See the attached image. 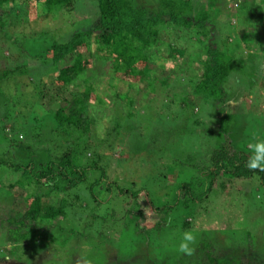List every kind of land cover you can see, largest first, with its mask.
Instances as JSON below:
<instances>
[{
	"label": "rangeland",
	"instance_id": "1",
	"mask_svg": "<svg viewBox=\"0 0 264 264\" xmlns=\"http://www.w3.org/2000/svg\"><path fill=\"white\" fill-rule=\"evenodd\" d=\"M247 1L264 12V0ZM90 5V0H76L69 12L59 8L47 13L43 0H29L27 5L15 7V12L8 10L9 17L5 13L8 7L0 6V160L46 161L73 148L75 166L95 165L59 196L47 192L41 181L34 183L29 173L0 164V264H70L73 260L114 264V258L129 264L170 262L183 254L178 246L182 232L189 229L198 239L205 233L219 254L241 258L251 250L264 259V171H251L239 178L220 174L206 196L208 176L200 177L195 187L204 158L223 140L232 150L249 157V142H255L254 137L264 139L261 22L252 17L242 29L255 30L252 39L245 42L240 39L241 27L235 26L234 1L213 9L216 40L224 42L232 55V69L223 84L225 97L215 101L196 97L184 106L180 99L190 91L193 81L184 66L200 53L199 44L188 31L175 28L163 38L184 49L175 58L166 57L164 45L155 49L160 58L147 64L148 70L154 72L156 65L162 66L160 76L169 73L176 78L166 88L153 82L148 91L145 83L138 81L141 62L127 75L109 68V78L96 76L95 65H101L104 57L91 44L86 70L95 78L91 79L94 88L88 104L91 131L76 139L73 134H64L66 127L56 130L48 110L60 105V100L70 101L78 95L82 82L49 84L54 67L44 49L51 39L67 40L71 31L81 29L77 18L83 22L91 19ZM73 58L74 52L56 66L70 65ZM132 82L137 87L129 89L127 83ZM43 85L38 98L36 91ZM124 92L132 97L131 104L112 99V94ZM50 98L52 105L48 104ZM24 146H29L30 154L18 151ZM41 146L37 154L35 148ZM16 180L19 182L13 186L7 185ZM182 183L201 196L176 201ZM32 194L46 197V203H54L58 197L64 218L59 223L49 221L47 237L39 234L11 246L3 239L8 227L5 220L22 213ZM160 204L164 205L161 212Z\"/></svg>",
	"mask_w": 264,
	"mask_h": 264
},
{
	"label": "trees",
	"instance_id": "2",
	"mask_svg": "<svg viewBox=\"0 0 264 264\" xmlns=\"http://www.w3.org/2000/svg\"><path fill=\"white\" fill-rule=\"evenodd\" d=\"M75 1L43 0V6L47 13L54 12L59 8H64L69 12V10L74 9ZM233 1L237 11L236 14L233 13L235 26L241 27L240 29L242 30L250 23L252 17H257V20L261 22L260 33L264 38V12L261 8L253 1ZM28 2L29 0H0V6L6 5L8 7L5 13L9 17L10 12H15V7L19 8V5L24 3L27 5ZM227 2L229 0H198L197 2L193 0H90L93 11L88 9V12H90L91 19L86 18V21L83 22L81 21L82 19L77 18V26L79 27L80 23L81 29L71 31L67 40L58 41L51 39L50 44L44 49L45 54L48 53L51 56L50 63L54 67L53 79L49 84L62 86L65 82L80 80L83 88L70 101L60 100V105L48 110L56 130L66 127L63 130L65 131L64 134H73L77 137L76 139L88 135L91 131V124L88 119V104L91 102L89 100L90 94L94 88L93 80L91 79L95 78L86 73L91 62L89 57L91 44L95 45L93 50L96 53L100 52L104 57L101 65H95L96 76H103L105 79L109 78V68L115 72L127 75L132 72L137 62H141L142 66L139 69L138 81L145 83V89L148 91L150 87L153 88V82H157L161 87L166 88L174 79L175 74L167 73L164 76H160L159 72L162 66L156 65L153 72L148 70L147 64L154 61L155 57L160 58L159 53L155 50L159 46L164 45L167 48L166 57L171 59L175 58L179 50H184L174 47V41H163L165 35H168L169 32L172 33L175 28L182 32L188 31L189 34L193 35V40L200 46L198 57L194 60L192 59L193 61L191 60V62H186L188 65L184 66L185 71L191 72L193 81H191L190 91L188 93L184 92V96L180 99V105L184 106L186 103H192V99L196 97L204 101H215L220 96L222 100L225 97L223 84L232 69V55L226 49L224 42H217L216 40L217 35L214 31L216 20L214 19L213 9L215 10L216 7L225 5ZM79 7H83L81 3H79ZM22 10L21 7V14H24L26 20L25 13ZM14 17H17L15 13ZM14 24L15 19L13 18L12 25ZM254 31L242 30L240 39L245 42L250 41L254 36ZM226 39L229 40V37ZM15 44L17 45V43ZM21 52L23 51L21 50ZM72 52H74V58L70 65L58 68L56 66L58 61ZM9 71L12 70L6 72ZM135 86L137 87L135 82L127 83L129 89H134ZM43 87L45 85L36 91L35 96L38 98L42 97L41 89ZM126 95L127 93L124 92L123 95L112 94L111 96L113 100L116 98L131 104L132 97H127ZM40 102L42 103L41 99ZM52 103L53 99L50 98L48 104L52 105ZM219 118L222 119L223 117ZM50 132L51 130L47 131V134L49 135ZM34 134L37 135L38 132ZM18 136L20 135L18 134ZM35 149L38 154L39 151H42V146ZM72 150L73 148L68 154L61 152L59 156L52 157V159L46 161L4 162L0 160V164L14 171L21 170L29 173L34 178V183L41 181L43 187L48 189L47 192L60 196L61 192L81 181L85 173L92 170L95 166L92 165L94 162L75 166L72 163ZM18 151H22L21 154L31 153L29 146L19 147ZM247 160L248 157L246 155L232 150L228 142L223 140L217 148L211 150L204 158V166L200 167L203 171L198 172L201 175L196 177L195 187L199 186L200 177L208 176L209 181L204 193V196H206L207 192L212 190V181L220 174L224 175L227 172L231 175V178L248 176L252 170H249L246 166ZM70 174L73 175L70 176ZM18 182L16 180L7 185L11 187ZM188 187V183L179 185L176 201H180L183 198L191 200L195 196H201L200 192L192 191ZM45 198L39 194H32L22 213H17L16 216L8 217L5 220L8 227L5 229V237L3 236V239L7 243L12 246L30 237L39 236V234L45 238L48 234L49 221L57 220L59 223L64 218V208L62 204H58V197L54 203L44 202L46 201ZM149 203L153 206L151 201ZM159 206V211H163L164 205L160 204ZM194 247L195 251L191 256L182 254L179 255V258L172 259L170 262L162 259L153 264H264L263 257L259 256V253H251V250L241 258L217 253L212 246V241L205 233L200 234ZM73 261L70 264H80L77 260ZM113 263L129 264L116 258H114ZM130 264L132 263L130 262Z\"/></svg>",
	"mask_w": 264,
	"mask_h": 264
},
{
	"label": "clouds",
	"instance_id": "3",
	"mask_svg": "<svg viewBox=\"0 0 264 264\" xmlns=\"http://www.w3.org/2000/svg\"><path fill=\"white\" fill-rule=\"evenodd\" d=\"M255 142H249L248 149L250 155L247 160L246 166L252 171H264V139L255 138ZM197 234L189 229L185 230L181 234L178 251L180 253L191 256L195 251V245L197 243ZM88 264H91L89 261Z\"/></svg>",
	"mask_w": 264,
	"mask_h": 264
}]
</instances>
